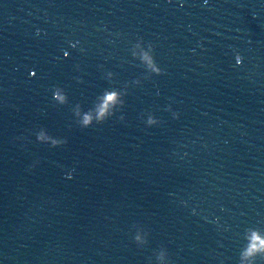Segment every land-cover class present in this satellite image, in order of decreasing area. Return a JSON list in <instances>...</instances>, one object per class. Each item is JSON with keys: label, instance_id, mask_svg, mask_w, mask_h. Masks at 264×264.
I'll return each mask as SVG.
<instances>
[{"label": "water", "instance_id": "95a60500", "mask_svg": "<svg viewBox=\"0 0 264 264\" xmlns=\"http://www.w3.org/2000/svg\"><path fill=\"white\" fill-rule=\"evenodd\" d=\"M0 264H264V0H0Z\"/></svg>", "mask_w": 264, "mask_h": 264}, {"label": "clouds", "instance_id": "9594fccd", "mask_svg": "<svg viewBox=\"0 0 264 264\" xmlns=\"http://www.w3.org/2000/svg\"><path fill=\"white\" fill-rule=\"evenodd\" d=\"M115 96H116L115 93L109 94V95L106 97V101H107V103H112V102H114V100H115ZM103 114H104V110L102 109V110H101V116H102ZM89 122H90V118H89V117H85V120H84L85 125H87Z\"/></svg>", "mask_w": 264, "mask_h": 264}]
</instances>
